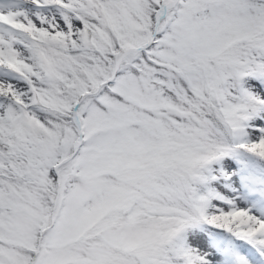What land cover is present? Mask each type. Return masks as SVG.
<instances>
[{
	"label": "snow or ice",
	"instance_id": "6c2138e0",
	"mask_svg": "<svg viewBox=\"0 0 264 264\" xmlns=\"http://www.w3.org/2000/svg\"><path fill=\"white\" fill-rule=\"evenodd\" d=\"M0 264H264V0H0Z\"/></svg>",
	"mask_w": 264,
	"mask_h": 264
}]
</instances>
